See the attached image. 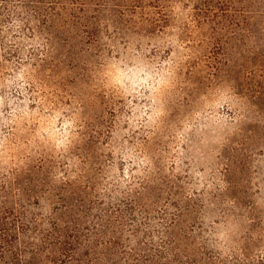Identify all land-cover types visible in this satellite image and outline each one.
<instances>
[{
    "label": "rangeland",
    "instance_id": "1",
    "mask_svg": "<svg viewBox=\"0 0 264 264\" xmlns=\"http://www.w3.org/2000/svg\"><path fill=\"white\" fill-rule=\"evenodd\" d=\"M209 1L81 0L47 57L0 22V229L31 263L65 221L87 264H264V96Z\"/></svg>",
    "mask_w": 264,
    "mask_h": 264
},
{
    "label": "trees",
    "instance_id": "2",
    "mask_svg": "<svg viewBox=\"0 0 264 264\" xmlns=\"http://www.w3.org/2000/svg\"><path fill=\"white\" fill-rule=\"evenodd\" d=\"M17 4L10 6L7 0H0V22L3 19L11 18L12 23H17V28L21 32L28 33L26 38H36V43L41 46L47 57L52 52V34L48 32L50 28L54 29L53 21L61 18L63 15L70 16L73 10L83 14L87 10V5L81 0L64 1H40V0H19ZM211 3V4H210ZM205 10L212 9V14L217 16L231 15L236 19L241 18L244 21L243 30L245 32L243 46H245L244 63L245 77L247 80V90L254 97L264 96V0H210L206 2ZM41 38V39H40ZM40 41V43H39ZM35 57V55H33ZM1 208V207H0ZM69 208V207H68ZM67 209V207H65ZM15 211V209L13 210ZM11 213L2 209L0 216H7ZM14 220V219H13ZM61 229L49 228L50 234L44 236L58 241V245L49 244L47 250L48 258L46 264H87L77 255H70L65 248L66 242L63 240H72L75 238L69 230L65 221L59 222ZM19 224L9 222L5 228L0 229V240H22L17 241L13 249V244L8 241L2 242L0 264H33L30 256H35L36 252L25 251L24 240L30 236H25ZM43 237V236H42ZM12 247V248H9Z\"/></svg>",
    "mask_w": 264,
    "mask_h": 264
}]
</instances>
